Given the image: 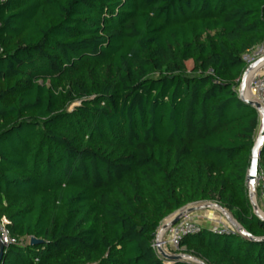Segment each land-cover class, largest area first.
I'll list each match as a JSON object with an SVG mask.
<instances>
[{"label": "trees", "instance_id": "1", "mask_svg": "<svg viewBox=\"0 0 264 264\" xmlns=\"http://www.w3.org/2000/svg\"><path fill=\"white\" fill-rule=\"evenodd\" d=\"M263 40L264 0H0V217L29 239L0 264H198L152 241L202 201L264 237L260 120L238 94ZM174 252L264 264V240L203 225Z\"/></svg>", "mask_w": 264, "mask_h": 264}, {"label": "built area", "instance_id": "2", "mask_svg": "<svg viewBox=\"0 0 264 264\" xmlns=\"http://www.w3.org/2000/svg\"><path fill=\"white\" fill-rule=\"evenodd\" d=\"M263 57L264 40L243 54L242 59L245 63L244 71L251 63ZM247 90L249 92V97L256 100L264 107V60L259 62L252 70H250L247 78ZM255 197L260 199L262 209H259L262 215H264V170L258 169L255 180ZM9 225L10 221L6 216L0 217V241L4 244L5 248L16 242L29 240L28 238L17 239L12 237L8 229ZM201 227L202 225L198 222L181 219L175 225L167 227L161 237H159L158 233L152 241V247L160 256H162L161 251L166 246V243L173 247L174 251H176L178 250L179 241L184 235L197 233ZM210 229L215 233H223L228 230H232L231 228H225L223 225H219L218 223H214ZM166 233L168 235L167 239L164 238ZM174 253L176 254V252Z\"/></svg>", "mask_w": 264, "mask_h": 264}, {"label": "water", "instance_id": "3", "mask_svg": "<svg viewBox=\"0 0 264 264\" xmlns=\"http://www.w3.org/2000/svg\"><path fill=\"white\" fill-rule=\"evenodd\" d=\"M262 60H264V57L251 63L242 73L240 82H239L238 94H239V98L242 101H244L245 103L251 105L252 107L256 109L258 116H259V120H260L259 128H258L257 134L254 139L253 147L251 149L250 162H249V166H248L247 174H246V185L248 189V198H249L254 214L264 220V215H262V213L260 212V209L255 200V180H256V175L258 172L259 154H260L262 145L264 143V107L260 103H258L256 100L251 99L249 95L247 94L248 74L250 70H252ZM211 206L220 210L226 216V218L228 219L232 227L235 229V231L238 232L240 235L245 236L251 240H259V241L264 240V237L256 238V237H253L250 233H248L241 225L237 223V221L232 217V215L230 216L227 214L226 212L227 209L221 206L220 204L212 203ZM196 208L197 207L191 206V207H187L186 209H183L182 211L178 210L175 213L171 214L168 221L162 223V225L158 227L155 233V236H157V234L162 229H166L169 226L175 225L177 222H179V220L183 216L187 215L188 213L193 212L194 210H196ZM40 243H42L41 239H37L35 237L30 238L31 245H36ZM4 249H5L4 244L0 241V263H1L2 256H3ZM161 254L167 260H190L198 264H205L204 262L194 259L193 257L187 254H182V253L167 254L163 251H161Z\"/></svg>", "mask_w": 264, "mask_h": 264}, {"label": "rangeland", "instance_id": "4", "mask_svg": "<svg viewBox=\"0 0 264 264\" xmlns=\"http://www.w3.org/2000/svg\"><path fill=\"white\" fill-rule=\"evenodd\" d=\"M188 67H190V63H188ZM75 104L70 106V110L73 108ZM255 200L257 201V204L259 206L260 209H262L261 207V201L260 199L255 197ZM214 202L211 201H202V202H197V203H193V204H189L183 208H181L179 211H182L183 209H186L187 207H197L196 210H194L191 213H188L187 215L183 216L181 219H186V220H196V221H201L202 225L211 228V226L214 223H218L219 225H223L225 228L228 229H232L235 231V229L232 227V225L229 223L228 219L226 218V216L217 208L212 207L211 204ZM227 214L231 216V213L226 210ZM170 216L166 217L162 223L168 221ZM190 217V218H189ZM180 219V220H181ZM161 223V225H162ZM167 233L164 236V238L167 239ZM163 252L167 253V254H172L174 253V249L173 247H171L169 244L166 243V246L162 249Z\"/></svg>", "mask_w": 264, "mask_h": 264}, {"label": "bare ground", "instance_id": "5", "mask_svg": "<svg viewBox=\"0 0 264 264\" xmlns=\"http://www.w3.org/2000/svg\"><path fill=\"white\" fill-rule=\"evenodd\" d=\"M247 94L249 95V92L247 90ZM165 229H162L160 232H159V237H161L163 235V232H164Z\"/></svg>", "mask_w": 264, "mask_h": 264}, {"label": "crops", "instance_id": "6", "mask_svg": "<svg viewBox=\"0 0 264 264\" xmlns=\"http://www.w3.org/2000/svg\"><path fill=\"white\" fill-rule=\"evenodd\" d=\"M190 218V217H189ZM193 221H195V222H198L199 224H201L202 225V223H201V221H196V220H193ZM204 226V225H203Z\"/></svg>", "mask_w": 264, "mask_h": 264}]
</instances>
